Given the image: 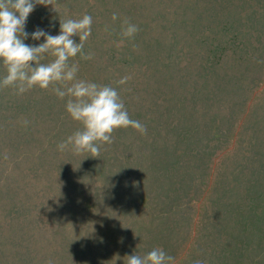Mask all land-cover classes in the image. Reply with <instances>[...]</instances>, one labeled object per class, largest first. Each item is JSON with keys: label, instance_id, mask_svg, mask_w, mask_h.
Returning <instances> with one entry per match:
<instances>
[{"label": "trees", "instance_id": "16d2710c", "mask_svg": "<svg viewBox=\"0 0 264 264\" xmlns=\"http://www.w3.org/2000/svg\"><path fill=\"white\" fill-rule=\"evenodd\" d=\"M257 2L264 5V0H196L191 8L197 14L184 12L183 18L173 19L177 31L171 30L172 19L158 23L168 29L145 46L154 48L157 55L166 53L160 56L159 63L163 64L156 70L154 63L148 66L153 67L150 80L161 75L154 84L164 96H156L148 88L146 94L166 104L164 108L170 114L165 116L152 105L147 110L140 105L141 112L135 113L133 102L121 98L129 116L146 126L149 140L130 127L116 129L113 144L103 145L98 157L90 156L82 165L86 179H98L97 188L91 186L84 192L79 176V191L69 187L60 192L57 199L66 205L73 203L67 209L79 214L83 221L71 222L78 230V240L69 246L75 249L72 246L78 245L71 258L81 256L87 248L95 252L94 247L107 250L98 244L107 245L112 225L88 222L87 217L96 219V208L110 203L123 215L130 212L128 217L133 215L135 219L132 228L129 223L127 228L124 226L125 220L118 225L120 235L133 233L139 240L130 243L132 254L143 256L161 248L175 259L182 253L191 235L187 228L193 219L190 210H194L208 186L215 171V157L243 124L241 115L248 93L264 72V15ZM32 15L26 24H30ZM127 20L133 21L132 17ZM26 31L34 30L27 27ZM36 42L30 37L25 40L32 46L44 41ZM187 50L193 52L189 59L193 64L180 60ZM126 64L119 61L107 79L115 77L116 70ZM4 74L0 65V77ZM37 88L22 95H17L13 87L0 88V138L5 132L9 135L22 112L32 113L38 105L42 97H32ZM248 128V140L239 137L237 152L235 148L228 163L222 162L218 168L209 222L203 234L197 236L198 250L186 253L182 264H195L197 260L206 264H264V117L262 122L258 117L254 119ZM135 207H140V213ZM140 217L142 222L161 223L147 227L137 221ZM92 226L99 234L93 242L86 238L85 243L86 236L82 234Z\"/></svg>", "mask_w": 264, "mask_h": 264}, {"label": "rangeland", "instance_id": "374dc122", "mask_svg": "<svg viewBox=\"0 0 264 264\" xmlns=\"http://www.w3.org/2000/svg\"><path fill=\"white\" fill-rule=\"evenodd\" d=\"M195 1L55 0L56 11L51 5L35 6V13L32 12L34 15L29 18L30 24H26L25 31L27 27H32V30L40 28L51 35H58L60 19H79L84 14L91 15L92 32L85 42L84 51L90 49L89 51L94 53V58L85 61L77 55L71 61L79 63L78 78L116 87L122 99L133 102L131 108L135 113L141 112L140 105H144V110L152 105L155 111L160 110L168 116L170 113L164 108L166 104H160L157 99L146 94L148 88L156 96H164L154 84L156 79L160 80L161 75L150 80L153 67L149 69L148 66L154 63L156 68L153 70H156L158 65L163 64L159 63L160 56L166 53L161 52L157 55L155 49L146 48L145 43L149 44L155 36H160L168 29L163 23L159 26L160 21L168 22L172 19L171 23L174 27L171 30L177 31L176 21L173 19L183 18L184 12L190 16L197 14L198 11L191 8V4ZM255 4H259L264 15V5L259 2ZM113 13H117L119 17L115 22L111 19ZM130 17L133 20L130 22L137 25L139 31L132 38H122L121 24ZM174 34L170 35L172 40ZM73 39L79 43L78 37ZM122 39L123 43H121ZM42 40L43 38L39 41ZM261 48L264 50V45ZM163 49L164 47L156 48L160 51ZM192 54L191 50H187L180 58L181 62L193 64V61L189 60ZM177 59L174 62H177ZM119 61L127 63L126 67L116 70L115 77L107 79L112 67ZM125 75L131 76V79L124 85H117L116 81ZM39 89L37 88L39 92L33 93L32 97L42 98L32 113L22 115V112L9 135L5 132L0 138V264H123L125 256L133 255L130 251V243L139 240L133 233L130 235L134 236L133 238L126 233L120 235L118 225L124 220L125 222H122L124 226L136 222H133L135 220L133 215L128 217L130 212L123 215L111 203L110 206L103 204L99 210L96 208V219L87 217L88 222H110L112 225L113 232L107 237V245L105 244L107 247L98 244L107 250L94 247L95 252L87 248L81 256L71 258L78 248V245H73L76 250L69 249L72 241L78 240L76 223L71 222L83 221L79 214L67 209L73 207V203L66 205L57 198L61 191L69 187L77 190L76 177H81L84 192L89 191L91 186L97 188L98 179L94 177L86 179L83 176L82 165L85 160L90 159V153L75 155L69 151L58 150V144L79 130L81 125L70 118L65 110L66 101L57 98L51 87L47 90ZM244 111L241 115L243 124L235 132L228 146L215 157L213 164L215 171L210 176L208 186L199 201L194 204V210H190L193 214L192 222H188L187 225L191 232L190 239L182 253L174 259L173 264H182L186 253L193 248L195 251L198 250L197 236L199 233L203 234L209 222L208 214H211L214 208L210 201L214 197L213 185L220 164L228 163V156L235 148L237 152L239 145L236 141L239 137L248 140L251 134L246 130L250 129L248 125L254 123L257 117L261 122L263 121L264 72L249 91ZM223 113L227 114L225 110ZM144 136L149 140L148 134ZM127 139L130 141L129 136ZM140 140L141 137L138 136L137 142ZM148 152L149 149L146 148L145 153ZM77 197L80 198L79 193ZM136 209L140 213V207H135ZM132 210L136 213L134 209ZM149 219L152 220L151 216ZM137 221L147 227L161 223L142 222L141 217ZM96 230V226H92L82 234L86 236L85 243L86 238L92 242L95 240L99 234ZM69 239L71 241H68Z\"/></svg>", "mask_w": 264, "mask_h": 264}, {"label": "clouds", "instance_id": "9594fccd", "mask_svg": "<svg viewBox=\"0 0 264 264\" xmlns=\"http://www.w3.org/2000/svg\"><path fill=\"white\" fill-rule=\"evenodd\" d=\"M36 5H51L56 11L55 0H0V65L5 73L0 77V88L13 87L17 95H22L34 87L43 90L51 87L57 98L66 101L67 114L81 128L58 144L61 152L75 155L87 152L95 158L103 145L114 142L112 133L116 129L130 127L146 134V126L129 116L116 87L78 78L79 63L71 61L78 54L81 60L94 58V53L84 51L92 32V16L60 19L58 35L40 28L28 33L26 21ZM118 18L117 13L112 14L113 22ZM138 31L137 25L124 20L120 36L132 38ZM29 37L33 41L43 38L44 42L38 46L26 44ZM73 37H78L79 43ZM130 79L131 76L125 75L116 84L124 85ZM173 261L174 257L161 248H154L143 256L133 254L123 258V264H173ZM195 264L206 262L197 260Z\"/></svg>", "mask_w": 264, "mask_h": 264}]
</instances>
